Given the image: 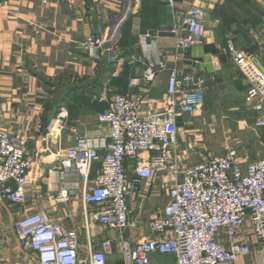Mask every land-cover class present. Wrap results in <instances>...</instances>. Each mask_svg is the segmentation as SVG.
Segmentation results:
<instances>
[{
	"label": "crops",
	"instance_id": "obj_1",
	"mask_svg": "<svg viewBox=\"0 0 264 264\" xmlns=\"http://www.w3.org/2000/svg\"><path fill=\"white\" fill-rule=\"evenodd\" d=\"M189 10L198 11L202 38L199 44L177 50L173 36L157 35L156 31L180 27ZM122 12L127 17L112 53L105 48L95 61L78 49L88 38L109 34ZM229 38L238 49L255 57L264 51V0H174L173 8L167 6V0H75L71 6L55 0H0V133L24 142L36 176L25 188V204L0 203V251L12 264H27L25 257L18 256L15 228L22 215L41 212L64 228L75 229L81 258H88L89 246L95 250L99 242L118 238V232L85 219L84 213L92 208L83 202L80 178L73 172L52 176L45 164L55 151L71 147L75 137L99 132L97 115L106 110L113 95H128L144 117L164 107L170 69L204 80L203 108L177 121L176 147L188 166L206 160L204 146L198 142L212 135V124L234 122L264 139V129L252 128L261 115L245 102L248 84L227 52ZM134 59L162 61L166 69L149 83ZM257 65L261 63L257 61ZM102 96L105 101L100 102ZM194 147L200 150L193 151ZM258 154L261 157L256 159L264 160V149ZM236 161L245 167L252 160L237 157ZM101 167L100 162L93 165L89 185ZM132 167V161L126 162L129 179L135 182ZM172 181L170 174H162L135 184L134 198L128 200L129 222L134 228L123 237L138 240L149 236L146 224L167 203ZM61 190L74 195L57 202ZM221 241L228 249V239L222 236ZM236 241L246 244L249 254L232 264H264L249 222ZM122 261L120 242L114 245L107 264ZM151 261L176 264L174 256L152 255Z\"/></svg>",
	"mask_w": 264,
	"mask_h": 264
},
{
	"label": "built area",
	"instance_id": "obj_2",
	"mask_svg": "<svg viewBox=\"0 0 264 264\" xmlns=\"http://www.w3.org/2000/svg\"><path fill=\"white\" fill-rule=\"evenodd\" d=\"M55 1L71 6L75 0ZM167 6L173 8L174 0H167ZM120 16L109 34L88 38L78 49L95 61L105 48L112 53L127 13ZM202 33L197 10L186 12L180 27L156 31L157 35L173 36L177 50L199 44ZM226 49L248 84L246 104L261 115L252 128L264 129V74L257 65L258 61L264 66V51L255 57L238 49L231 38ZM134 61L143 67L142 77L149 83L157 72L166 69L162 61ZM205 89L201 78L170 69L164 107L144 117L139 116L137 104L128 95H113L106 110L97 115L99 132L75 137L71 147L55 151L45 164L52 176L73 172L80 178L83 202L92 208L84 213L85 219L118 232V238L99 242L95 250L89 246L88 258H81L75 229L64 228L41 212L22 215L15 224L18 256L25 257L27 264H107L114 245L121 242L122 264H153L152 255L174 256L176 264H232L249 254L248 246L236 241L249 222L263 262L264 160L256 159L242 167L234 151L191 166L179 158L177 121L203 108ZM99 101H105L104 96ZM130 161L135 182L129 179L126 168ZM99 162L101 170L89 185L90 171ZM162 174H170L173 181L168 186L167 203L146 224L149 236L138 240L123 237L134 228L129 222L128 200L134 198L135 184ZM35 178L24 142L0 133V203L25 204V188ZM72 195L73 191L61 190L56 200L64 202ZM222 236L229 241L228 249Z\"/></svg>",
	"mask_w": 264,
	"mask_h": 264
},
{
	"label": "rangeland",
	"instance_id": "obj_3",
	"mask_svg": "<svg viewBox=\"0 0 264 264\" xmlns=\"http://www.w3.org/2000/svg\"><path fill=\"white\" fill-rule=\"evenodd\" d=\"M249 127V126H248ZM212 135L203 137L197 144L204 146L203 152L206 160L210 158L220 157L227 151H234L236 156L247 158L248 160H256L261 157L258 152L263 151L264 146H258V141L264 144L262 136H257L250 128H239L237 123L219 122L212 124ZM199 151L198 147H194L193 151ZM259 155V156H257ZM254 158V159H253ZM261 159V158H257Z\"/></svg>",
	"mask_w": 264,
	"mask_h": 264
},
{
	"label": "water",
	"instance_id": "obj_4",
	"mask_svg": "<svg viewBox=\"0 0 264 264\" xmlns=\"http://www.w3.org/2000/svg\"><path fill=\"white\" fill-rule=\"evenodd\" d=\"M124 12H122L123 15ZM121 17V16H120ZM137 52H140L139 49ZM262 73L264 74V67L261 65H258ZM0 263L1 264H12L7 256H5L1 251H0Z\"/></svg>",
	"mask_w": 264,
	"mask_h": 264
}]
</instances>
